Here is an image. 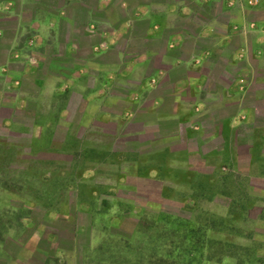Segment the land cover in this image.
Returning a JSON list of instances; mask_svg holds the SVG:
<instances>
[{
  "label": "crops",
  "instance_id": "crops-1",
  "mask_svg": "<svg viewBox=\"0 0 264 264\" xmlns=\"http://www.w3.org/2000/svg\"><path fill=\"white\" fill-rule=\"evenodd\" d=\"M9 18L53 52L3 72L15 39L0 62L4 133L42 135L45 124L28 129L14 117L31 108L89 130L116 120V135L134 120L139 126L123 134L150 133L169 167L230 168L253 185L264 181V0H0V23ZM6 30L0 24V37ZM29 80L33 89H24ZM76 97L85 102L79 116Z\"/></svg>",
  "mask_w": 264,
  "mask_h": 264
},
{
  "label": "rangeland",
  "instance_id": "rangeland-1",
  "mask_svg": "<svg viewBox=\"0 0 264 264\" xmlns=\"http://www.w3.org/2000/svg\"><path fill=\"white\" fill-rule=\"evenodd\" d=\"M261 14L263 15L260 12L256 18ZM0 24L7 28L4 35L0 37L2 47L0 62H4L7 58L9 48L15 39V42H17L11 52V57L14 60L12 64L8 63L4 66L3 72H9L10 65L19 69L24 64L23 62L27 60L30 62V66H35L39 61V52L45 54L53 52L52 46L40 49L38 34H18L15 19H4ZM98 48H102V46ZM84 53H81L80 56H84ZM40 73L43 75L45 72L41 71ZM17 84L20 83L17 82ZM95 85L96 81L92 79L90 86L94 87ZM24 89H33L31 80L24 82ZM127 89L118 88L116 91L123 94ZM14 92L11 90L9 95L11 96ZM61 99L60 103H64L68 96L65 95ZM71 104L74 110L72 114L74 116L75 114L77 116L81 115V111L85 107L84 100L76 97L71 101ZM120 108V105H116L113 109L118 110ZM3 114H8V112H3ZM57 114L56 110H53L37 117L31 108L28 111L16 112L14 117L18 120L26 119L28 121L26 126L29 128L31 124H35V127L36 125L45 124L46 129H44L42 135L51 134L48 136L51 141L50 147L60 146L61 141L73 135L74 137L88 139L87 143L90 146H99L117 153L128 151V153L139 154V164L137 161H118L117 157L112 162H89V168L84 170L83 177L91 187H99L103 192L96 199L95 208L89 206V204L79 202L75 189L64 186L66 189L62 190L63 194L56 196L55 199V206L58 209L48 211L45 205L38 206L31 200L30 194H26V191H24L26 188L23 187L22 189L25 194L20 195L9 191L0 183V264H96L97 259H101L98 253L102 254V250L96 248L108 235V231L119 232L126 236H136L134 230L137 227L138 215L144 211L159 212L161 210H165L169 214H179L186 218H192L191 220H196L201 210H206L218 216L229 214L231 222L236 225V229L214 231L210 232L211 235L242 245H251L257 241L259 242L257 243V252L259 255L264 256V219L259 216L261 204H254L247 214L245 212L230 214V209H232L231 199L226 196L204 197L197 205H194L190 199L186 203L176 198L182 191L189 188L188 184L182 183V179L178 178L176 170L179 167L177 168V166L170 167L166 179L155 181V183L169 186L173 190L171 192L173 199L160 198V189L157 185L148 182L149 180L145 177L137 176L136 172L139 165L156 163L159 160L156 157L165 150H160V146L151 143L150 133L123 134L125 130H135L139 126L137 121L132 120L128 126L126 124L124 130L121 131L122 134L116 136L117 127H121V122L116 120L110 122V124L105 123L103 126L107 127L106 130H89L82 123H69L66 120L58 123ZM129 115H131V112H128L126 117ZM37 120H43L45 123H33ZM33 134L31 131H19V129L17 132L4 133L2 123H0V136L2 137L6 136L12 139L32 138ZM37 156L46 161L56 160V163L58 160L62 162L63 159L68 158V155L63 152L58 153L50 150L38 153ZM169 158L168 156L167 161ZM65 167L69 168V163L66 162ZM242 167L244 168V164ZM43 169L45 172L47 166H44ZM222 170L226 171L227 169ZM13 178L18 181L20 176L12 175L10 179ZM150 178L154 179V177ZM11 182H13L12 180H10V184L13 185ZM250 184H252L251 181ZM251 190L254 193L263 194L264 181H257L254 185L252 184ZM102 199H107L110 205L106 210L103 209L105 211L100 212V209L103 208L100 205ZM190 206L193 211L189 210ZM98 209L99 211H97ZM108 225L115 227H109L108 230ZM1 239L6 241L1 243ZM204 264L251 263H239L235 257H228L220 262L210 260Z\"/></svg>",
  "mask_w": 264,
  "mask_h": 264
},
{
  "label": "trees",
  "instance_id": "trees-1",
  "mask_svg": "<svg viewBox=\"0 0 264 264\" xmlns=\"http://www.w3.org/2000/svg\"><path fill=\"white\" fill-rule=\"evenodd\" d=\"M49 135L19 139L0 136V183L20 195L26 191L36 205L43 204L48 211L58 209L55 206L56 196L63 194L62 190L66 187L75 189L79 202L95 208L96 199L103 192L99 187H91L83 177L89 162H112L117 157L118 161H137L139 164V154L128 151L117 153L99 146H90L87 139L73 135L61 141L60 146L50 147ZM45 150L63 152L68 158L62 162L57 159V163L56 160L46 161L37 156ZM167 153L159 154L156 157L159 160L152 165H139L136 175L156 184L160 189V198L170 200L173 199L172 188L155 183L168 177L167 172L171 168L167 166ZM66 162L69 168L65 167ZM44 166H47L45 172ZM152 170L158 171L154 179L150 178ZM176 171L182 183L189 185L188 190L182 191L176 198L186 203L190 199L197 205L204 197L226 196L231 199L230 214H247L254 204H261L259 216L264 219V193L251 190L250 176L234 173L230 168L226 171L217 169L211 173L201 169L179 168ZM12 175H18L20 179H10ZM23 187L26 190L22 191ZM100 205L103 207L100 212H103L110 202L102 199ZM189 210L193 211V208L190 206ZM191 219L169 214L165 210L144 211L138 215L134 230L136 236L108 231V235L96 248L102 250V254L98 253L101 259L98 258L96 264H204L210 260L220 262L228 257H235L239 263L264 264V256L257 252L259 242L242 245L211 235L210 232L214 231L236 229L229 214L218 216L201 210L196 220ZM109 227L115 226L108 225V230ZM5 241L1 239V243Z\"/></svg>",
  "mask_w": 264,
  "mask_h": 264
},
{
  "label": "built area",
  "instance_id": "built-area-1",
  "mask_svg": "<svg viewBox=\"0 0 264 264\" xmlns=\"http://www.w3.org/2000/svg\"><path fill=\"white\" fill-rule=\"evenodd\" d=\"M261 0H246L249 6H257Z\"/></svg>",
  "mask_w": 264,
  "mask_h": 264
}]
</instances>
